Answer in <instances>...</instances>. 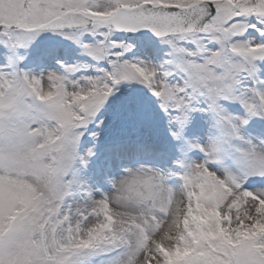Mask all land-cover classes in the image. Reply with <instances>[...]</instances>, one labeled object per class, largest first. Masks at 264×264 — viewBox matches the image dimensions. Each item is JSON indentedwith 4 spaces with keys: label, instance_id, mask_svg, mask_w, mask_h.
Here are the masks:
<instances>
[{
    "label": "snow or ice",
    "instance_id": "obj_1",
    "mask_svg": "<svg viewBox=\"0 0 264 264\" xmlns=\"http://www.w3.org/2000/svg\"><path fill=\"white\" fill-rule=\"evenodd\" d=\"M0 264H264V0H0Z\"/></svg>",
    "mask_w": 264,
    "mask_h": 264
}]
</instances>
